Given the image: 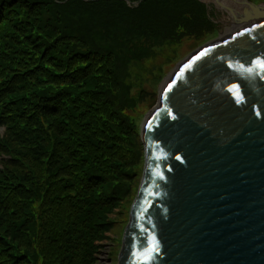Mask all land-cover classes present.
<instances>
[{
    "label": "trees",
    "instance_id": "16d2710c",
    "mask_svg": "<svg viewBox=\"0 0 264 264\" xmlns=\"http://www.w3.org/2000/svg\"><path fill=\"white\" fill-rule=\"evenodd\" d=\"M217 28L200 0H0V154L19 144L0 160V264L95 261L142 157L129 67ZM23 146L46 155L39 193Z\"/></svg>",
    "mask_w": 264,
    "mask_h": 264
},
{
    "label": "water",
    "instance_id": "95a60500",
    "mask_svg": "<svg viewBox=\"0 0 264 264\" xmlns=\"http://www.w3.org/2000/svg\"><path fill=\"white\" fill-rule=\"evenodd\" d=\"M232 1L211 0L242 26L181 61L144 119L119 264H264V3Z\"/></svg>",
    "mask_w": 264,
    "mask_h": 264
},
{
    "label": "rangeland",
    "instance_id": "374dc122",
    "mask_svg": "<svg viewBox=\"0 0 264 264\" xmlns=\"http://www.w3.org/2000/svg\"><path fill=\"white\" fill-rule=\"evenodd\" d=\"M227 5H232L241 11V7L234 3L232 0H220ZM257 4H263L264 0H249ZM208 10L212 13V18L217 23V30L208 35L206 39L194 43L191 39H186L179 44H161L153 48L150 56L133 61L127 72L126 85L130 88V96L133 98V105L130 106L127 113H130L129 119L134 121L133 130L137 133L139 143H142L141 127L144 123V119L155 106H157L158 95L163 87V81L171 74L174 68L183 61L190 54L195 52L197 48L208 44L219 37L230 35L232 32L240 28L243 24L236 22L232 19L230 14L221 6H217L214 2H207ZM245 24V23H244ZM7 135V127L1 126L0 128V140L5 141ZM19 144L13 145L12 151H3L0 154V160L2 157H11L17 154V148ZM32 148V145L29 144ZM20 155H18L21 163L15 166V170L34 181L37 186L38 193L41 189L42 177L38 172L42 168V164H45L46 155L40 156L43 161L38 163L27 157L23 156L24 146L20 148ZM141 150V159L136 166H131L132 171L136 172V177L131 182H127L125 188L127 189V195L119 202V205L114 207L113 210L107 215L109 219L114 221V225L110 231L106 232V236L97 243L95 261L92 264H119L118 257L123 242V235L126 226L130 219V210L133 206V201L138 194V188L141 183V177L143 175L144 166V145L139 147ZM138 151V146L135 145L134 151ZM17 156V155H16ZM42 163V164H41ZM3 164L0 162V170ZM20 247V246H19ZM41 260V259H40ZM40 264V261L37 262Z\"/></svg>",
    "mask_w": 264,
    "mask_h": 264
},
{
    "label": "bare ground",
    "instance_id": "6f19581e",
    "mask_svg": "<svg viewBox=\"0 0 264 264\" xmlns=\"http://www.w3.org/2000/svg\"><path fill=\"white\" fill-rule=\"evenodd\" d=\"M204 2H210L211 0H203ZM235 31H237V30H235Z\"/></svg>",
    "mask_w": 264,
    "mask_h": 264
},
{
    "label": "snow or ice",
    "instance_id": "6c2138e0",
    "mask_svg": "<svg viewBox=\"0 0 264 264\" xmlns=\"http://www.w3.org/2000/svg\"><path fill=\"white\" fill-rule=\"evenodd\" d=\"M171 87V86H170Z\"/></svg>",
    "mask_w": 264,
    "mask_h": 264
}]
</instances>
